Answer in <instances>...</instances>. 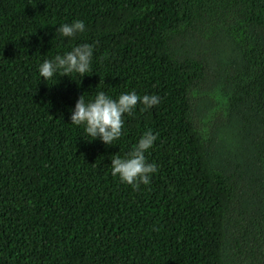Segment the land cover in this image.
I'll use <instances>...</instances> for the list:
<instances>
[{"label": "trees", "instance_id": "16d2710c", "mask_svg": "<svg viewBox=\"0 0 264 264\" xmlns=\"http://www.w3.org/2000/svg\"><path fill=\"white\" fill-rule=\"evenodd\" d=\"M83 43L89 73L40 78ZM99 91L160 103L105 145L69 119ZM147 130L133 189L110 159ZM0 264H264V0H0Z\"/></svg>", "mask_w": 264, "mask_h": 264}, {"label": "clouds", "instance_id": "9594fccd", "mask_svg": "<svg viewBox=\"0 0 264 264\" xmlns=\"http://www.w3.org/2000/svg\"><path fill=\"white\" fill-rule=\"evenodd\" d=\"M85 30L83 20H73L71 23L60 24L55 28V33L60 37L71 39L84 33ZM92 55V45L83 43L74 46L63 55L57 54L51 59H44L38 65L39 76L44 81H48L58 73L68 77L78 74L82 78L91 71ZM138 103L143 106L141 111H145L158 105L160 97L155 94L140 96L131 91L121 93L113 99L103 91H99L94 99L85 101L84 96L81 95L70 110V124L82 125L85 134L91 137V140L99 139L105 145H112L113 141L121 136L123 117L131 116ZM155 138L151 130H147L125 157L113 155L110 159L111 174L133 189L141 184H149L150 176L156 172V166L146 161L145 152L153 146Z\"/></svg>", "mask_w": 264, "mask_h": 264}]
</instances>
